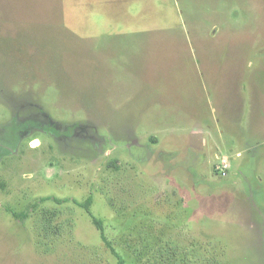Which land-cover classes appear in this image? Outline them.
<instances>
[{"label": "rangeland", "instance_id": "rangeland-1", "mask_svg": "<svg viewBox=\"0 0 264 264\" xmlns=\"http://www.w3.org/2000/svg\"><path fill=\"white\" fill-rule=\"evenodd\" d=\"M89 198L124 264H264V0H0V264H117Z\"/></svg>", "mask_w": 264, "mask_h": 264}, {"label": "trees", "instance_id": "trees-1", "mask_svg": "<svg viewBox=\"0 0 264 264\" xmlns=\"http://www.w3.org/2000/svg\"><path fill=\"white\" fill-rule=\"evenodd\" d=\"M42 201H47L49 200V198H44V199H41ZM91 202V198H89L85 203L81 204L80 207H82L89 215H90V218H91V222L93 224V226L96 228V230L100 233V236H101V239L102 241L105 243V245L107 247L110 248L112 254L116 257L117 259V264H124V259L121 255H119L110 245V243L108 242V240L106 239L105 237V233H104V227H103V222L101 219H97L95 218L93 215L90 214V211H89V204ZM14 218H17V219H22V218H26V215H19L17 213H13L12 214ZM207 255H210V258H207L203 261V263L201 264H222V263H219L217 261V258L212 255V254H207Z\"/></svg>", "mask_w": 264, "mask_h": 264}]
</instances>
